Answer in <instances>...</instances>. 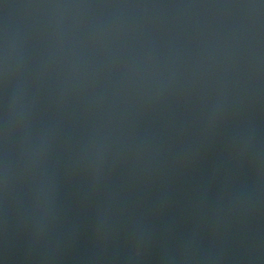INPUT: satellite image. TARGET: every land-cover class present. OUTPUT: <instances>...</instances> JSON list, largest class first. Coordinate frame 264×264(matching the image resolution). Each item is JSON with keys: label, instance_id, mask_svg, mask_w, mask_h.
I'll use <instances>...</instances> for the list:
<instances>
[{"label": "water", "instance_id": "obj_1", "mask_svg": "<svg viewBox=\"0 0 264 264\" xmlns=\"http://www.w3.org/2000/svg\"><path fill=\"white\" fill-rule=\"evenodd\" d=\"M0 264H264V0H2Z\"/></svg>", "mask_w": 264, "mask_h": 264}]
</instances>
